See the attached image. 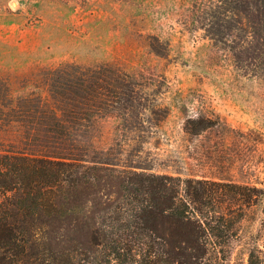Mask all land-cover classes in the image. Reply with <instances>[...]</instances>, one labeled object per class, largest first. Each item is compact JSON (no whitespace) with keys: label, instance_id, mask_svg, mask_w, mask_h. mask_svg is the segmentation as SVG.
Here are the masks:
<instances>
[{"label":"rangeland","instance_id":"374dc122","mask_svg":"<svg viewBox=\"0 0 264 264\" xmlns=\"http://www.w3.org/2000/svg\"><path fill=\"white\" fill-rule=\"evenodd\" d=\"M60 145L264 189V0H0V153Z\"/></svg>","mask_w":264,"mask_h":264},{"label":"trees","instance_id":"16d2710c","mask_svg":"<svg viewBox=\"0 0 264 264\" xmlns=\"http://www.w3.org/2000/svg\"><path fill=\"white\" fill-rule=\"evenodd\" d=\"M56 148L0 153V264H244L232 256L264 189ZM246 247L264 264V221Z\"/></svg>","mask_w":264,"mask_h":264}]
</instances>
